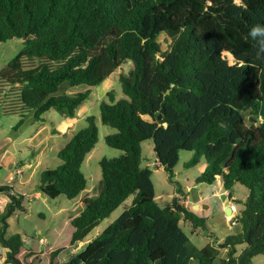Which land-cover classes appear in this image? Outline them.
<instances>
[{"label": "trees", "instance_id": "16d2710c", "mask_svg": "<svg viewBox=\"0 0 264 264\" xmlns=\"http://www.w3.org/2000/svg\"><path fill=\"white\" fill-rule=\"evenodd\" d=\"M258 25L264 27V0H0V43L22 42L0 73L1 93L5 84L13 98L0 108L18 116V126L29 117L44 122L50 110L75 117L92 88L116 73L123 95L109 91L99 105L102 125L115 131L104 141L122 154L99 162L101 180L63 215L53 247L8 235L7 216L22 208L20 194L9 197L8 211H0L5 263L216 264V250L194 246L182 226L183 219L196 234L205 220L177 198L157 202L152 170L141 166L147 140L169 179L186 151L192 157L185 168L205 161L197 183L219 179L225 191L236 184L248 190L235 218L241 231L220 244L228 253L218 264L264 256V37L250 36ZM161 35L169 39L165 51ZM125 63L127 74L117 72ZM83 85L89 88L70 92ZM85 122L57 152V167L39 174L38 190L48 199L72 200L87 189L82 164L98 128L93 115ZM128 199L121 215L89 238Z\"/></svg>", "mask_w": 264, "mask_h": 264}, {"label": "rangeland", "instance_id": "374dc122", "mask_svg": "<svg viewBox=\"0 0 264 264\" xmlns=\"http://www.w3.org/2000/svg\"><path fill=\"white\" fill-rule=\"evenodd\" d=\"M158 42L162 50H166L168 47L169 39L166 35H161L158 37ZM22 48V42L17 39H13L4 43H0V73L8 69V63L10 60L14 59L20 49ZM129 70V64H123L118 70L123 71L127 74ZM2 83H0V86ZM4 94L0 90V104L2 106H9L11 100L12 90L8 91V86L5 85ZM114 93L117 99L123 97L120 83L117 79V73L111 76L109 79L105 80L102 84L93 87L91 92V97L88 98L78 109V115L83 114L84 117L77 118V122L74 125L72 131L68 132L67 136H64L54 143L48 142L49 150L45 152L44 155L38 158V154L35 156L34 150L37 148L35 145L39 142L36 138L31 136L32 131L38 127L39 123L29 121V118L25 119L23 125L18 126L20 118L16 115H8L3 113L0 108V183L5 182L9 176H13L14 180L12 182V187L18 189L22 196L21 207H15L12 213L7 216L8 222V235L11 233H19L22 238L26 239V242L35 247H41L38 243L40 238H46V246L51 248L52 244L56 243L57 238H62L59 229L63 221V215L69 210L73 209L79 201L87 196L92 187H94L101 180V169L99 162L103 159H111L118 157L122 154V151L113 149L106 145L104 137L109 134L115 133V131L107 126L102 125L99 117V105L105 100L106 93ZM86 85L76 87L70 90L71 93L82 92L88 89ZM8 96V97H7ZM93 115L96 118V125L98 128V142L95 148L86 156L84 163L82 164V172L84 173L87 180V189L84 190L77 198L67 199L64 196H59L56 199L46 198L39 190V174L42 170L47 168H56L59 164V159L57 158V152L67 143L74 131L83 130L86 127L85 117ZM82 116V115H80ZM45 120L41 125H47L50 132L52 128H58L59 125L66 119L64 115H60L56 110H50L44 115ZM243 117L245 119L246 125L249 127L251 125V117L249 112H243ZM148 119V118H147ZM27 120V121H26ZM48 124H46V123ZM53 122V123H52ZM56 135V134H54ZM44 138L46 141V136L44 133L40 138ZM7 144V147H4ZM142 153H141V166L149 167L152 170V184L154 187V193L157 202L160 206H167L171 201L172 197L176 193L188 192L190 200L202 199L207 197L206 200L210 204V209H205L204 205H200V210L197 213L198 216L202 217L206 224L197 230V234H192V227L189 222L182 219V226L185 233L189 236L190 242L199 249L211 248L216 250L217 257L215 263L218 264L222 259L227 256V249L220 248V244L223 240L230 235H236L237 227H235V218L242 208L241 201H245L248 190L242 185L236 184L231 190L232 201L236 204L238 211L234 214L233 218L228 221L226 214L222 212L220 204L222 199L218 194V197L212 196L221 192L222 189H218L216 186H209L202 183H197L196 180L201 174L202 169L205 168V161L202 160L199 164L192 168H185V163H187L192 157L191 152L182 151L179 154V160L174 169L172 170L173 176L169 179V175L163 168H158L155 154L153 151V142L151 140L144 141L142 143ZM4 151H9L11 155L2 158ZM41 153V152H40ZM35 156V157H34ZM14 159V162L11 161ZM39 161V162H38ZM9 162V163H7ZM16 162L24 163V174L19 178L17 175L20 174L19 171H14V164ZM36 164V165H35ZM180 187V189H179ZM178 191V192H177ZM35 193L39 196L34 199ZM10 198L5 200L3 207L0 209L1 212H7L8 206H10ZM7 202V206L5 203ZM131 204V199L126 200L122 205H120L110 217L104 219L100 222L98 227H96L89 238L96 237L109 225H111L121 213ZM198 209H196L197 211ZM235 227V228H234ZM240 228V226H239ZM40 232V233H39ZM53 235V236H52ZM34 239V241H31ZM60 241V239H59ZM85 244V243H84ZM82 245H80L81 247ZM245 248V245H240L236 247V254L238 255L241 250ZM45 261L42 259V263ZM190 264H194L191 262ZM252 264H264V256L259 255L252 259Z\"/></svg>", "mask_w": 264, "mask_h": 264}, {"label": "crops", "instance_id": "0c3cea01", "mask_svg": "<svg viewBox=\"0 0 264 264\" xmlns=\"http://www.w3.org/2000/svg\"><path fill=\"white\" fill-rule=\"evenodd\" d=\"M109 79V78H108ZM106 89H107V87H105V92L104 93H106ZM76 116H78L79 118H81V117H84V113L83 114H80V115H82V116H80V115H78V113L76 112ZM65 117V116H64ZM87 117V116H86ZM66 118V117H65ZM28 119V118H27ZM27 121V120H26ZM29 121H32V118L31 117H29ZM47 122V121H46ZM45 122V123H46ZM76 122H77V118L76 117H73V118H66L60 125H59V127L58 128H54L55 130H56V132L57 133H52V131L50 132V130H49V128H47V125H41V124H43V123H39L38 124V127L35 129V130H33L32 131V134H31V136L33 137V138H36L37 140H39V142L35 145V147H32L31 146V148H37V150L35 149L34 150V154H35V156L38 154V158L40 159V157L42 156V155H44L45 154V152H47L48 150H49V145H48V142H51V143H54L55 141H58V139H60V138H62V137H64V136H67L68 135V132L69 131H72V129H73V127H74V125L76 124ZM53 123V122H52ZM46 124H48V123H46ZM52 130V129H51ZM44 133V136H46V141H43L44 140V138L42 137V138H40V136L42 135ZM54 134H56V135H54ZM8 145L7 144H4V147H7ZM41 152V153H40ZM9 155H11L10 154V152L9 151H4L3 152V154H2V158H4V157H7L8 158V156ZM34 156V157H35ZM11 161L12 162H14V159L13 158H11ZM39 162V161H38ZM7 163H9V162H7ZM36 165V164H35ZM14 170H13V172L14 171H19L20 172V174L19 175H17V177L19 176V178L20 177H22V175L24 174V168H25V166H24V163L23 162H20V163H18V162H16V165L14 164ZM0 168H3V166H0ZM202 171H203V169H202ZM213 186H216L218 189H222L221 190V192L220 193H218V191H217V193L216 194H212V196H214V197H218V194H219V196L221 197V199H222V197L223 196H227V199H232V196H231V192H229V191H225L224 189H223V187H222V184H221V182L219 181V182H217L215 185H213ZM179 189H180V187H179ZM15 190V193H18V194H22V193H20V191L18 190V189H14ZM181 190V189H180ZM178 192V191H177ZM2 198H3V200H4V202H5V200H7L8 201V199H9V196L7 195V194H5V193H1V195H0ZM14 196H16V197H18L16 194L14 195ZM39 196V194L38 193H35V195H34V199H36L37 197ZM173 198H177V201H178V203L180 204V205H182V206H185L186 208H188V209H191V210H193L196 214L199 212V210H200V205L202 204V205H204V208L205 209H210V204L207 202L208 200H206L207 199V197H205V198H202V199H198V200H194L193 202L190 200V196L188 195V192L186 191V192H184L183 190H181V192H179V193H176V195H174L173 197H172V199ZM171 199V200H172ZM230 199V200H231ZM171 203V201L168 203V204H170ZM21 204H22V200H21ZM225 204V203H224ZM224 204H220V207H221V209H222V212L224 213L225 211H224V209H225V207H224ZM5 205L7 206L8 204H7V202L5 203ZM195 206H198V210L196 211V209H194V207ZM198 215V214H197ZM200 217V216H199ZM226 217H227V219H228V221H232V220H229L230 218H228L229 217V215H226ZM235 223V227H237V232L239 233L240 231H241V225L238 223V222H234ZM239 226H240V228H239ZM234 227V228H235ZM199 230V229H198ZM40 233V232H39ZM196 234H197V232H196ZM23 240L26 242V239H24L23 238ZM32 241H34V239H31V241H30V243L32 242ZM46 241H47V239L46 238H44V239H42V238H40L39 240H38V243L39 244H41V246L43 247V248H46L47 246H46Z\"/></svg>", "mask_w": 264, "mask_h": 264}, {"label": "built area", "instance_id": "2783aa9c", "mask_svg": "<svg viewBox=\"0 0 264 264\" xmlns=\"http://www.w3.org/2000/svg\"><path fill=\"white\" fill-rule=\"evenodd\" d=\"M13 180H14L13 176H9L5 182L0 183V189H2V193H5L10 197L15 194V190L12 187ZM3 204H4V200L0 196V209L3 207ZM228 207L230 208L232 213L235 214L237 212V207L234 203L231 202L228 203ZM5 260H6L5 250L0 247V264H6Z\"/></svg>", "mask_w": 264, "mask_h": 264}, {"label": "clouds", "instance_id": "9594fccd", "mask_svg": "<svg viewBox=\"0 0 264 264\" xmlns=\"http://www.w3.org/2000/svg\"><path fill=\"white\" fill-rule=\"evenodd\" d=\"M250 36L251 37H253V38H257V37H264V27H261V26H255V27H253L252 29H251V31H250ZM217 182H219V179H218V181ZM15 194H17V193H15ZM14 194V195H15ZM226 196V195H225ZM10 197V196H9ZM226 198H227V196H226ZM228 201H229V203L231 202V203H234L232 200H230V199H227ZM222 204H224V203H222ZM235 204V203H234ZM236 205V204H235ZM227 206H228V204H227ZM237 207V206H236ZM229 208V207H228ZM230 209V208H229ZM230 212H231V210H230ZM237 213V212H236ZM235 213V214H236ZM233 216H234V213H232L231 212V215H229V217L231 218H233ZM231 218V219H232Z\"/></svg>", "mask_w": 264, "mask_h": 264}, {"label": "water", "instance_id": "95a60500", "mask_svg": "<svg viewBox=\"0 0 264 264\" xmlns=\"http://www.w3.org/2000/svg\"><path fill=\"white\" fill-rule=\"evenodd\" d=\"M160 117V116H159ZM222 203H225L224 204V207H225V209H224V213L226 214V215H231V212H230V209L228 208V206H227V204L229 203V201L227 200V198H226V196H223L222 197ZM198 208V206H195L194 207V209H197Z\"/></svg>", "mask_w": 264, "mask_h": 264}]
</instances>
